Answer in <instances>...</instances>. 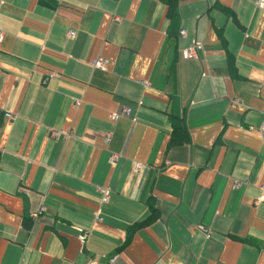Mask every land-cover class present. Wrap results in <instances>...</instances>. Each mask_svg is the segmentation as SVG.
Listing matches in <instances>:
<instances>
[{"label": "crops", "instance_id": "1", "mask_svg": "<svg viewBox=\"0 0 264 264\" xmlns=\"http://www.w3.org/2000/svg\"><path fill=\"white\" fill-rule=\"evenodd\" d=\"M255 2L0 0V264H264Z\"/></svg>", "mask_w": 264, "mask_h": 264}, {"label": "built area", "instance_id": "2", "mask_svg": "<svg viewBox=\"0 0 264 264\" xmlns=\"http://www.w3.org/2000/svg\"><path fill=\"white\" fill-rule=\"evenodd\" d=\"M118 1V0H116ZM256 5L258 7H263L264 6V0H256ZM185 33V30L184 29H180L179 30V34L180 35H184ZM74 35V31L73 30H70L69 31V36H73ZM0 37H1V32H0ZM199 45L198 43L194 42V43H191L189 44L188 46L184 47V48H181L180 50V55L182 58H194L196 56V50L199 49ZM106 63H107V60H104V59H101V58H97L96 60L93 61V65L95 67H98V68H104L106 67ZM50 76L53 75V73H50L49 74ZM131 111V109L129 107H124L122 109V113H129ZM120 112H113L111 115H110V118L112 120H116L120 117L121 113ZM3 116H6L7 118H12V116L10 115V113H5ZM260 131L261 132H264V120L262 122V124L260 125ZM60 134V131H53L52 132V136H58ZM117 160V156L116 155H112L110 156L109 158V162L114 164ZM136 165V168H138V165L139 164H135ZM240 185V182H238L237 180H234V186L237 187ZM100 190L104 193V196H103V199L106 198V188H103L101 187ZM255 203L257 202H260V201H264V186L262 185V187L260 186V194L259 196L254 200ZM202 231L205 233V235L207 236L208 234V229L204 226L201 227ZM79 238L81 240H83L84 236L83 235H79Z\"/></svg>", "mask_w": 264, "mask_h": 264}, {"label": "trees", "instance_id": "3", "mask_svg": "<svg viewBox=\"0 0 264 264\" xmlns=\"http://www.w3.org/2000/svg\"><path fill=\"white\" fill-rule=\"evenodd\" d=\"M166 5H167V13L166 15L168 17H176L177 15V11H176V3H177V0H163ZM173 130H174V136L175 135H178V139L179 138H182V139H186L187 137L185 135H182V131H184V129L182 128V125L180 123V121H178L177 123H175L174 127H173ZM180 131V133H179ZM176 137V138H177ZM148 207L150 209V213L149 215L145 218L144 222L147 223V222H150L152 221L153 219H155V217L158 216V211L156 209V207L154 206V203L152 201V199H150V201L148 200ZM137 226H139V224H134L132 225L129 230H132L134 228H136Z\"/></svg>", "mask_w": 264, "mask_h": 264}]
</instances>
